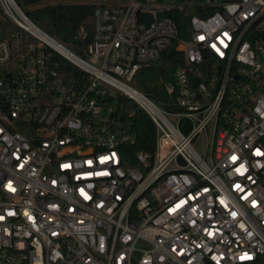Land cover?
<instances>
[{"label":"built area","instance_id":"built-area-1","mask_svg":"<svg viewBox=\"0 0 264 264\" xmlns=\"http://www.w3.org/2000/svg\"><path fill=\"white\" fill-rule=\"evenodd\" d=\"M89 3L76 53L0 0V264H264V0ZM170 48L157 100L133 81ZM120 96L156 125L136 165Z\"/></svg>","mask_w":264,"mask_h":264},{"label":"trees","instance_id":"trees-1","mask_svg":"<svg viewBox=\"0 0 264 264\" xmlns=\"http://www.w3.org/2000/svg\"><path fill=\"white\" fill-rule=\"evenodd\" d=\"M16 1L39 27L65 46L70 45L79 52L90 42L93 30V6L89 2L63 4L52 3L51 0ZM84 33H87V36L82 39ZM5 36L9 34L0 32V38ZM178 58L179 55L173 48L166 50L160 60L142 67L137 72L133 85L157 100L167 99L164 84L173 79L180 64ZM55 60L59 62V70L66 77L83 76L84 73L66 58L57 55ZM118 100L121 110L130 117L136 135L134 143L123 147L124 163L136 165L135 151L155 149L156 125L151 116L133 99L120 96Z\"/></svg>","mask_w":264,"mask_h":264},{"label":"rangeland","instance_id":"rangeland-1","mask_svg":"<svg viewBox=\"0 0 264 264\" xmlns=\"http://www.w3.org/2000/svg\"><path fill=\"white\" fill-rule=\"evenodd\" d=\"M52 3H63V4H66V3H81V2H89V0H51ZM68 47L73 51V52H76V49H74L72 46L68 45ZM203 141L201 142H196V146L199 148V149H202V144Z\"/></svg>","mask_w":264,"mask_h":264},{"label":"bare ground","instance_id":"bare-ground-1","mask_svg":"<svg viewBox=\"0 0 264 264\" xmlns=\"http://www.w3.org/2000/svg\"><path fill=\"white\" fill-rule=\"evenodd\" d=\"M52 43L58 48V49H63L60 45H58L56 42L52 41Z\"/></svg>","mask_w":264,"mask_h":264}]
</instances>
